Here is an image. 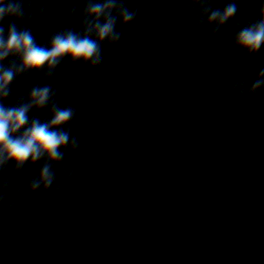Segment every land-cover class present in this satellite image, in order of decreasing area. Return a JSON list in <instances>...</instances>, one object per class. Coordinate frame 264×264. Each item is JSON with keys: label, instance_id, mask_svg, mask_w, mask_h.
I'll list each match as a JSON object with an SVG mask.
<instances>
[{"label": "clouds", "instance_id": "1", "mask_svg": "<svg viewBox=\"0 0 264 264\" xmlns=\"http://www.w3.org/2000/svg\"><path fill=\"white\" fill-rule=\"evenodd\" d=\"M190 5H200L206 23L214 25L213 34L232 20L238 11L235 0L221 9H210L211 0H185ZM25 13L22 0H0V171L10 163L19 172L25 165L44 161L39 173L29 185L30 192L47 191L55 182L53 165L63 161L67 151L79 147L78 139L71 135L67 126L75 117L71 106L60 107L51 85L31 88L26 100L6 106L4 101L11 94V85L22 75L30 72L45 73L51 78L60 63L68 58L71 63L87 65L95 69L103 62L102 45H116L122 37L117 31L130 24L137 15L124 6L123 0H86L81 14V32L71 29L52 35L48 46L36 42L31 30L21 29L10 23L5 33L6 19L19 21ZM259 20L240 29L233 39L236 49L249 56L256 55L264 46V4L259 10ZM6 61H10L5 64ZM264 88V69L249 88V95ZM47 108L50 118L41 122L29 118L33 110ZM8 181L0 182V202Z\"/></svg>", "mask_w": 264, "mask_h": 264}]
</instances>
